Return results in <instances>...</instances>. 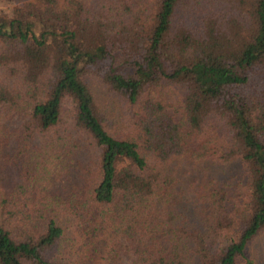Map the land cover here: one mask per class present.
Listing matches in <instances>:
<instances>
[{
    "label": "trees",
    "instance_id": "16d2710c",
    "mask_svg": "<svg viewBox=\"0 0 264 264\" xmlns=\"http://www.w3.org/2000/svg\"><path fill=\"white\" fill-rule=\"evenodd\" d=\"M0 4V264H253L264 0Z\"/></svg>",
    "mask_w": 264,
    "mask_h": 264
},
{
    "label": "rangeland",
    "instance_id": "374dc122",
    "mask_svg": "<svg viewBox=\"0 0 264 264\" xmlns=\"http://www.w3.org/2000/svg\"><path fill=\"white\" fill-rule=\"evenodd\" d=\"M4 5V6H3ZM0 4L7 8L8 5ZM246 255L253 264H264V232H262L254 241L247 247Z\"/></svg>",
    "mask_w": 264,
    "mask_h": 264
}]
</instances>
